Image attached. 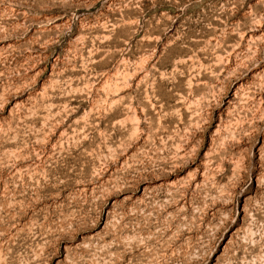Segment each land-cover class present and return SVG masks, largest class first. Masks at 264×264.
I'll return each instance as SVG.
<instances>
[{
    "label": "rangeland",
    "instance_id": "obj_1",
    "mask_svg": "<svg viewBox=\"0 0 264 264\" xmlns=\"http://www.w3.org/2000/svg\"><path fill=\"white\" fill-rule=\"evenodd\" d=\"M0 264H264V0H0Z\"/></svg>",
    "mask_w": 264,
    "mask_h": 264
}]
</instances>
